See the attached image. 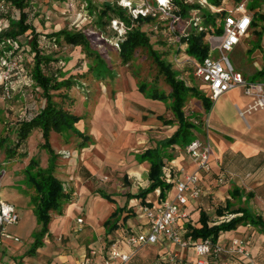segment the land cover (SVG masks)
I'll use <instances>...</instances> for the list:
<instances>
[{
    "label": "crops",
    "instance_id": "crops-1",
    "mask_svg": "<svg viewBox=\"0 0 264 264\" xmlns=\"http://www.w3.org/2000/svg\"><path fill=\"white\" fill-rule=\"evenodd\" d=\"M3 23L6 25L5 21ZM112 68L119 72L121 67ZM122 68L117 77L123 76ZM103 79L102 82L97 81L87 95L78 92V97L90 101L91 111L88 114L78 111L74 104L72 111L80 116L74 129L64 128L61 133L53 132L51 136V143L57 153H61L62 150L70 151L69 156L64 154L59 156L56 172L70 195L63 213H52L43 244L33 251L30 249L34 242V232L27 248L22 241L0 237V264L5 261L11 264H80L91 249L99 251L91 264H122L112 258L111 244L117 241L122 252H130L125 235L145 231L148 226L147 217L141 210L142 205L147 204L148 200L151 201V205L162 198H173L175 187L172 184L163 192L162 197L160 189L147 192L151 184L152 163L149 159L141 157L147 149L156 147L160 140L170 137L178 129V120L171 108V99L154 98L150 95L152 91L150 89L142 92L139 87L142 82L131 73L124 76V79L119 78L113 85H110L108 79ZM25 82L22 81L17 86L21 92L16 101L20 103H15V106H24V116L28 111L32 112L34 108L40 106L39 104L44 103L40 86L34 81ZM235 90L241 94L236 96L230 116H223L221 121L218 120L214 132L202 129L206 134L204 140H208L211 145L209 159L211 171H199L204 193L199 200L189 202L187 209L190 217L180 221V227L185 235L188 232V224L201 226L202 214L210 217V224H216L228 220L229 215L230 218L235 216L234 213L228 215L225 213L239 207L248 208L253 212L248 204L250 202L245 199L247 195L260 198L264 203V169L256 173V183L254 181V184L250 185L248 179L251 171H242L240 166L244 159L264 153V109L248 112L253 99L245 95L241 87L227 93ZM24 91L31 92L32 99L28 102L23 97ZM164 92L168 94L170 89H165ZM196 100L199 107L202 100L198 98ZM75 102L78 104L80 101ZM192 103L190 100L188 105L192 106ZM15 106L14 109L9 107L12 112L16 111ZM197 106L195 108L192 106L190 113H187V105L184 106L185 114L191 120L196 115L205 118ZM210 111L211 109L206 111L204 107L205 113ZM36 131L40 135L36 140L39 144L42 142V131L37 129L32 133L28 143H31ZM168 151L172 157L166 160H175L177 177L182 179L187 173L198 171L195 161L186 152L185 147L173 145ZM219 176L226 178L222 185L217 182ZM22 189L23 193L26 192L25 195L14 189L0 194L15 204L18 211L25 208L29 209L30 214L36 215L30 192L24 189L23 185ZM253 213L264 219V212ZM79 218L83 221L79 222ZM238 236L248 239L251 250L258 252V257L255 258L257 264L260 262L264 264V250H260L264 243L253 246L257 237L264 236V233L251 224L222 232L217 242L226 244ZM156 245L142 247L123 264H130L137 254H150L157 258L168 252L177 253L182 264L194 263L193 247L181 248L170 241H166L165 245H159L155 251L144 253L147 247L154 248ZM224 263L246 264V260L237 255H230L224 258Z\"/></svg>",
    "mask_w": 264,
    "mask_h": 264
},
{
    "label": "trees",
    "instance_id": "trees-1",
    "mask_svg": "<svg viewBox=\"0 0 264 264\" xmlns=\"http://www.w3.org/2000/svg\"><path fill=\"white\" fill-rule=\"evenodd\" d=\"M173 1L175 4L174 12L180 14L182 18L191 19L195 14L194 12L198 11L196 13H199V15L202 14L201 17L204 18L207 25L213 26L218 34L223 32L222 18L219 20L218 14L211 13L209 9L202 8L196 3L187 2L185 0ZM209 1L216 6L222 5L224 2V0ZM263 2L264 0H249L248 2L249 8L255 11L252 29H254V32L258 35L257 47L263 46L264 35L262 27H259V21H264V14L259 13L255 9L261 6ZM86 9H88L89 15L92 17L97 29L102 30V32L104 31L103 28L111 24L113 19H120L125 22L128 30L127 36L119 42L118 46V55L121 59V63L124 65L130 64L138 55L137 52L139 50H146L150 57L153 58L159 73L163 75L165 81L169 85L170 92L166 94L164 90L160 91L161 87H158L156 83L153 84L154 87L151 89L150 95L154 98L171 99V108L178 120V129L170 137L160 140L156 147L147 149L141 155L142 158L149 159L152 163L150 170L151 184L147 192L160 189L162 197L163 192L171 186V184L164 181L162 171L163 165L168 162L166 158L171 159L172 157L168 149L173 145L186 147L196 139V135L192 129L195 124L184 111V106L189 95L193 93L198 99L202 100L206 111L212 108L213 99L206 93H203L197 86L190 85L183 77L184 73L175 69L173 63L169 59L173 51L166 47L168 43L164 39L166 37H164L162 29L156 30V35L160 39H164L163 44H165V47L159 50L154 49L151 36L148 31L143 29V25L154 23L158 26L162 24L160 19L150 15L148 17L140 15L139 18L135 19L128 13L126 8L116 3H104L101 6H96L93 4L92 0H88ZM31 10L32 5L30 0H0V16L6 23L0 32V44H6V48L13 51L12 54H19V56L24 53L21 47L24 44L30 45L31 49L29 52L31 55H34L31 59H28V57L22 58L21 64H24V66L28 68L30 72L29 81H34L37 86H40L42 89L41 94L44 98V103L39 104L40 106L34 108L32 112L28 111L26 117L17 120L13 127V134L15 135L14 140L10 137L1 139V144L5 149L7 158L18 156L27 157L29 152L25 149L28 147V141L32 133L40 129L44 139L40 143V147L49 155L47 166H44L40 159L33 155L24 169L26 179L32 186L31 201L34 204L38 223L41 225V228L33 233L34 242L30 249V251H33L43 244V238L48 231L52 213H63L64 205L70 199V195L66 192L65 184L56 173L60 155L56 152L51 143L52 133H61L64 128L74 129L75 123L80 120V116L73 113L70 109V105H65L63 103L64 99L63 101L61 99L57 100L54 96L53 92L56 90H62L64 87L66 89H72L75 80L72 75L66 79L58 80L57 71L60 67H58L57 64L59 63L57 62L60 60V57H55L52 50L56 46L64 44L73 47L80 46L86 56L93 57V59L97 61L94 66L95 68L91 67L92 70H94L93 72L96 73L95 76L98 78H105L103 76L105 69L102 68L104 64L108 65L110 68L112 65L104 59L101 53L93 49L86 31L70 28H62L47 34L37 31L30 23ZM14 12L20 14L18 18L13 17ZM181 29L180 22L177 25L178 33ZM29 30H31V33L28 34L32 35L30 39L25 35ZM151 31L154 32V28ZM172 36L174 35L172 34ZM207 38V32L190 28L188 35L183 39L184 42L188 44L185 52L195 57L197 60H203L209 53L210 45ZM8 39L11 40V43H7ZM2 52L3 50L0 48V54H2ZM101 56L103 58H101ZM263 72L264 69L258 71L259 74ZM20 77H22V74L13 75L12 80L15 79V85H8L11 89V98L6 100L16 101L18 99L21 89H17V86L24 81ZM150 81H152V79ZM147 86L148 83L143 81L139 87L142 92H146ZM6 87V84L0 83V94L2 97L4 96ZM237 162L239 163V160ZM241 163L242 165L240 166L242 171H251L248 184H254V181L256 183V173H260V171L264 169V153L244 159ZM251 194L254 195V193ZM228 213H234L236 215L216 224H210V217L207 214H202L200 218L201 226L195 227L192 224H188V232L185 237L196 241L211 238L213 242L216 243L222 232L247 224L257 227L264 233L263 217L254 214L248 208L239 207L235 210L228 211ZM159 260L160 256L155 258L150 254H137L130 264H153Z\"/></svg>",
    "mask_w": 264,
    "mask_h": 264
},
{
    "label": "rangeland",
    "instance_id": "rangeland-1",
    "mask_svg": "<svg viewBox=\"0 0 264 264\" xmlns=\"http://www.w3.org/2000/svg\"><path fill=\"white\" fill-rule=\"evenodd\" d=\"M129 1H131V3ZM150 1L153 0H92L93 4L96 6H101L104 3H116L119 6L126 8L128 13H131L134 8L143 9L146 11L148 9L147 6H149ZM185 1L196 3L198 0ZM246 1L249 2V0ZM30 2L32 5V10L30 12V23L37 31L43 34L52 33L53 31H58L62 28H70L74 30L81 29L83 31H86L90 38L93 49H96L99 53H101L102 56H104V59H106V61L110 65H112L111 68L106 64L102 66V68L105 69V71L103 72V76L108 79V82H111L110 85H113V82L117 81L121 77H123L124 79V76H127L129 73H131L134 74V77L136 75L140 82L144 81L148 83L147 90H151L154 87L153 84L155 83L158 85V87H161L160 91L170 89L163 75L159 73L155 62L153 61V58L150 57L146 50H139L137 52L138 55L130 64L124 65L121 63V59L118 55L119 48L118 46H116L115 43H119L122 39H125L128 30L125 29L122 24L114 25L112 21L111 24L103 28V32L102 30L97 29L92 17H90L89 15L88 9H86L88 5V0H30ZM233 2L234 0H224L223 4H231ZM149 9L150 12L146 17H148L149 15L152 17H156L160 19L162 23L158 26L154 23L143 25V29L145 31H148L149 35L151 36V41L154 46V49H163V47H165V44H163V40L165 39V41L168 43L166 47L169 48V50L173 51L170 54L169 59L173 63L175 69L184 73L183 77L190 85L197 86L203 93H206L208 95V93L205 91L202 82L197 79L193 74L192 61H188V59H192L193 57L186 54L185 52L186 44H183L184 37H182V39H175L176 36L173 38L172 34L176 33L178 35V31L171 32L170 29H168L170 26L169 24H171V21L165 19V13L163 11L161 12L154 10L150 7ZM257 9L259 13L264 14V2L261 3V6L257 7L255 10ZM210 11L211 13L218 14V19L221 20V13L217 12L215 9H210ZM196 12L198 11L194 12L195 14L193 17L198 15L196 17H200V19H203L201 17L202 14L199 15V13L197 14ZM19 15L20 14H18L17 12H14L13 17L18 18ZM117 20L120 21V19ZM259 27H262L264 35L263 20L259 21ZM153 28L154 32L151 31ZM181 28L184 29L186 32L190 30L191 27L187 18H182ZM2 29L0 30V32L2 31ZM160 29L163 30V35L166 38L160 39L156 35V30ZM28 33L30 34L31 30H29L25 34L30 39L32 35H29ZM257 39V33L254 32V29H251L249 36L243 39L241 43L235 47L234 50L228 53V55L235 68L242 71L247 78L252 80L264 81V72L262 74L258 73L259 70L264 69V36L262 47L256 46ZM178 46H180L179 49H176L178 48ZM21 48L24 53L22 52L23 54H20V56L19 54H14V60L16 61L17 57L20 59L24 57H28V59H31L34 54L31 55V53L29 52L31 49L30 45L24 44ZM175 52L178 54L177 60H175L174 58V55L176 54ZM52 53L55 54V57H60V60L57 62L59 63L57 64L58 67H60L57 71L58 80L66 79L70 75H72L75 80V84L72 89H66L64 87L62 90L54 91L53 93L55 98L57 100L61 99L62 101L64 99L63 103L65 105H70L71 110L73 109V105L76 104L75 106L78 107V111L80 110L81 112H87L88 114V112L91 111L89 110L90 101L78 97V92H83L87 95L88 92L92 90L91 87L93 85H96L95 83L97 81L102 82L101 80H104L103 78H98L97 76H95L96 73L93 72L94 70H92V67L96 65L97 61L94 60L93 57L86 56L80 46L73 47L67 44L58 45L52 50ZM218 53V50L214 51L215 55H217ZM102 56L101 58H103ZM22 65V69L25 70L21 72L22 77L20 78L27 82L30 80V72L28 68L24 66V64ZM115 66H119L121 68L123 67L122 69L124 70V73L121 74L123 76L120 75L121 77H117L119 75L118 73H121V68L118 72L117 70H114L115 68H112ZM151 79L152 81H150ZM100 85L103 86L102 83H100ZM30 93V91H24L23 97L26 98L27 102L32 99V95ZM238 94H241V92L238 93V91L236 90L231 93L223 94L216 100H213V106L211 108V111L205 113L204 103H202L203 101L201 102L199 100L201 103H199L200 106L198 107L196 105L197 97L193 93H191L189 95L188 100H191L193 102L192 106H194V108L196 106L200 108V112H202L201 114H203L205 117L203 118L201 115H196L195 118L192 119V122L195 124V126L192 128L194 134L197 135V137L200 139H206V134H204V131H202V129L205 128V131L214 132L216 125H218L217 121H221L223 116H230L232 111L231 109L233 107V104L235 103V98ZM76 100L80 102H78L77 104V102H75ZM188 100L186 101L185 105H187V113H190L192 106L188 105ZM15 103L19 104L20 102L12 100L8 101L4 99L0 94V193L6 190L9 191L11 189L21 191L23 193V185V188L30 192V194H32V186L28 183L26 179L24 169L33 155L37 156L44 166H47L49 155L45 150L41 149L39 141L36 140V137L40 136L39 134H37V132L39 131L38 130L33 135L31 143H28L27 149H25L29 152L27 157H6L5 149L1 144V139H3L4 137H10L12 140H14L15 135L13 134V127L17 120L22 119V117L24 116V106H15ZM14 106L16 108V111L14 110L12 112L9 107H13L14 109ZM203 125L205 126L203 127ZM43 140L44 139L42 136V141ZM64 151L62 150L61 153L59 152V155L65 154ZM21 183L22 185H20ZM25 193L23 194L25 195ZM0 197L4 198L1 194ZM245 199L247 202H250L248 204L253 210V212H264V203L260 198H254L251 197V195H247ZM18 213L20 216L19 222L16 224H8L6 229L7 231L15 235H18L21 241L23 242L24 247L27 248L28 246H30L29 241L31 240V234L41 228V225L38 223L36 215L29 213V209L20 208ZM228 214L229 213H225V215ZM246 240L248 241V239ZM262 242L264 243V236H258L257 239L254 241L253 246H260ZM159 245L162 246L165 245V243ZM159 245L153 246L154 248L147 247L144 250V253L155 251L154 249L159 247ZM260 250H264V244H262ZM251 251L254 259H257L258 252L255 253L253 252V250ZM260 264L263 263L260 262Z\"/></svg>",
    "mask_w": 264,
    "mask_h": 264
},
{
    "label": "built area",
    "instance_id": "built-area-1",
    "mask_svg": "<svg viewBox=\"0 0 264 264\" xmlns=\"http://www.w3.org/2000/svg\"><path fill=\"white\" fill-rule=\"evenodd\" d=\"M129 2L131 3V1ZM149 3V6H147L148 11L134 8L130 13L132 17L137 19L140 15L147 16L150 12L149 7L157 11H163L166 15L165 19L171 21L168 29L171 32H176L177 25L182 22V17L180 14L174 12V1L153 0ZM196 3L202 8L209 10L215 9L222 14L223 32L218 34L213 26L204 23L203 17V19L196 17L198 15L188 19L191 28L197 31L207 32V41L210 45L209 53L203 60H197L195 57L188 59V61H192L194 76L202 82L205 91L213 100H216L234 88L241 87L245 95L253 99L247 111L252 112L263 109L264 81L247 78L242 71L235 68L228 55L243 39L249 36L255 11L249 8L248 1L246 0H234L231 4H222L220 6L212 4L209 0H198ZM3 22L4 20L0 16V30L5 26ZM112 22L114 25L122 24L127 29L126 24L121 20L113 19ZM173 34V38L176 36L175 39H182V37L188 35V32L181 29L178 35L176 33ZM7 43H11V40L8 39ZM115 44L119 46V43ZM183 44H186V47L188 45L187 42ZM5 45L0 44V48L3 50L2 54H0V83L7 85L3 98L10 99V86L15 85L12 77L13 75H21L24 69H22L21 59L17 57L15 61L13 58L14 54H12L13 51L8 50ZM179 47L176 49H179ZM215 50L219 51L217 55L214 54ZM177 55V53L174 55L175 60H177ZM26 115L22 118L26 117ZM185 150L195 161L198 171L195 173H187L181 179L175 173V160H170L163 165L164 181L175 187L173 198L162 199L151 205V201L148 200L147 204L142 205L141 210L148 220L147 229L125 235V242L130 247V252H122L119 248V243L117 241L113 242L111 244L112 258L119 260L122 264L127 263L142 247L163 244L166 241H170L181 248L193 247L195 253L193 264H225L224 258L230 255L243 257L246 260V264H256L245 237H234L226 244L214 243L211 238L192 242L191 239L185 237L184 231L180 227V221L189 219L190 213L187 209L189 202L191 200H199L204 193L199 171H211L209 162L211 145L208 140L196 138L185 147ZM64 152L65 156L70 155V151ZM217 182L219 185L224 184L225 176H219ZM19 219L20 216L16 206L0 197V237L21 241L19 236L10 233L6 229L8 224H16L19 222ZM78 221L82 222L83 219L79 218ZM98 254L99 251L97 249H91L84 256L80 264H91ZM1 264L11 263L5 261ZM153 264H182V260L177 253L168 252Z\"/></svg>",
    "mask_w": 264,
    "mask_h": 264
}]
</instances>
